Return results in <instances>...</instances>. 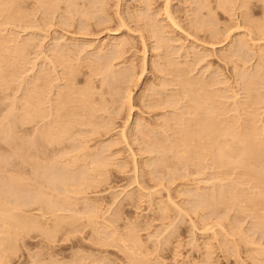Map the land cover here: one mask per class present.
<instances>
[{
  "label": "rangeland",
  "instance_id": "374dc122",
  "mask_svg": "<svg viewBox=\"0 0 264 264\" xmlns=\"http://www.w3.org/2000/svg\"><path fill=\"white\" fill-rule=\"evenodd\" d=\"M10 1L0 0V264H264V212L249 200L262 196V185L240 165L224 171L210 153L181 157L192 101L172 71L178 64L184 78L219 92L223 125H252L259 147L264 0ZM67 85L81 91L69 97L78 106L69 120L62 113L70 105L60 103ZM46 128L62 140L49 155ZM45 158L52 177L66 184L75 176V191L70 180L47 191ZM18 197L58 200L64 222L53 221L50 233L25 231Z\"/></svg>",
  "mask_w": 264,
  "mask_h": 264
},
{
  "label": "bare ground",
  "instance_id": "6f19581e",
  "mask_svg": "<svg viewBox=\"0 0 264 264\" xmlns=\"http://www.w3.org/2000/svg\"><path fill=\"white\" fill-rule=\"evenodd\" d=\"M12 1V0H11ZM10 1V2H11ZM17 1V0H16ZM221 2L222 1H224V3L226 2V0H220ZM13 2H14V0H13ZM231 3V2H230ZM226 4H228V3H226ZM11 5H13V4H11ZM222 5H224V4H222ZM14 6V5H13ZM227 7V6H226ZM155 24V23H154ZM156 27H157V25H156ZM158 32H160V31H158ZM161 38V37H160ZM116 45V44H115ZM121 46V45H120ZM231 55V54H230ZM229 56V55H228ZM232 56V55H231ZM234 56V55H233ZM237 58H238V56H237ZM240 58V57H239ZM238 58V59H239ZM111 59V58H110ZM233 59V58H232ZM113 60H114V58H113ZM243 60V59H242ZM111 61V60H110ZM171 61V60H170ZM113 62V61H112ZM112 62H110L111 63V65H112V67H115V66H113V63ZM176 63V62H175ZM115 64V63H114ZM174 64V63H173ZM173 64H171V66L173 65ZM178 64H174L173 65V67L175 68L174 70H172V71H175V73L174 74H176V76L177 77H179V79H180V82H181V84H182V89L180 90V94L181 95H183V94H188V95H191V100L190 101H192V103H190V104H188L187 103V105H188V110H189V112H190V114H192V120H193V122H191L190 123V125H189V127L187 128L186 127V129H182L181 130V133H179V134H182V136H181V138H179L180 139V142H179V145L181 144V146H182V148H181V150H180V154H182V158H183V156H189V157H193L192 159H194L195 158V161H193V162H196V158L197 159H199L201 156H205V154L206 153H210L211 155H213L212 156V161L215 163V162H217L218 164H220L221 165V167H222V169H223V167H224V169L226 170V169H228V168H232V167H236V166H238V165H240L241 166V168L243 167V171H242V174H243V176H247V177H249V178H252V179H250L251 181L253 180V182L255 181H257V183H259V186H261L262 185V191H261V193H262V196H261V194H260V196L259 197H250L249 198V200L253 203V205H254V207L256 206V209L258 210V208H260L261 209V212H264V192H263V190H264V143H263V141H261L262 142V144H261V142L260 143H258V144H260V145H258L259 147H257V143H256V138H257V142H258V138L259 137H256L255 136V134L254 133H252L251 132V130H252V125H251V127L250 126H247L246 125V127L247 128H243V130H240L241 129V124H240V129L239 128H235L236 126H234L235 124H232L233 122V120L231 121L232 123H230L229 124V126H228V124L225 126V125H223V124H226V123H224L225 121L224 120H220V115H221V113H220V115L218 116L217 115V112H218V109L219 108H221L222 109V107H221V104H220V102L219 101H217V98H216V96H215V94H217V93H219V92H215V94H213L212 92H210V90L208 91L207 90V87H206V84L205 83H203V81H200L199 79L198 80H196L197 78H195V80L194 79H186V78H184L183 77V75L181 74L182 72H180V69L178 70L177 68H180L179 66H177ZM170 66V68H172ZM183 67V66H182ZM110 68V67H109ZM109 68H108V70H109ZM184 68H185V66H184ZM113 69V68H112ZM111 68H110V71L112 70ZM173 69V68H172ZM169 70V69H168ZM182 70H184V69H182ZM107 72V71H106ZM169 72V71H168ZM108 73H109V71H108ZM111 73H113V72H110L109 74H111ZM117 73V72H116ZM172 73V72H171ZM114 74V73H113ZM118 74H119V72H118ZM115 75V74H114ZM182 75V76H181ZM185 75V74H184ZM174 76V75H173ZM72 77V76H71ZM73 78V77H72ZM131 78H132V76H131ZM173 78V77H172ZM175 78V77H174ZM70 81V80H69ZM75 81V80H74ZM129 81V80H128ZM178 81V80H177ZM174 82H176V81H174ZM68 83V82H67ZM70 83V82H69ZM68 83V84H69ZM73 83V82H72ZM72 83H71V85H72ZM112 84H114V83H112ZM111 84V85H112ZM74 85V84H73ZM115 85V84H114ZM68 86V85H67ZM67 86H65V87H67ZM118 86V85H117ZM71 87H73V86H68V91H66V93L62 96V98H61V101H60V103H62L61 105H63V106H61V108L63 107V109H65V105L66 104H69L70 105V103L69 102H71V103H73L72 101L74 100V98H73V100L71 101V100H69V97L75 92L74 90H75V88L77 87V86H75V88H74V90H73V88H71ZM112 87V86H111ZM113 88V87H112ZM65 89V88H64ZM66 89V90H67ZM78 89V88H77ZM77 91V90H76ZM77 92H79V91H77ZM81 92V91H80ZM79 92V93H80ZM178 92V91H177ZM79 93H74V94H79ZM73 94V95H74ZM111 94H112V92H111ZM130 94V93H129ZM220 94V93H219ZM72 95V96H73ZM75 95V96H76ZM84 95V94H83ZM82 95V96H83ZM176 95V94H175ZM179 95V94H178ZM187 95V96H188ZM79 96H81L80 94H79ZM78 96V97H79ZM186 96V97H187ZM130 97H131V94H130ZM184 97V96H183ZM182 97V98H183ZM70 98H72V97H70ZM181 98V99H182ZM188 98H190V97H188ZM188 98H186V99H188ZM79 99H80V97H79ZM82 99V98H81ZM184 99V98H183ZM75 100H76V97H75ZM179 100V99H178ZM79 102H81V101H79ZM78 102V103H79ZM86 102V101H85ZM169 102V101H168ZM59 103V104H60ZM77 103V105H79V106H81V105H84V104H82L83 103V99H82V103H79L78 104ZM73 104H75L76 105V103H75V101H74V103ZM171 104H173V102L171 103ZM170 104V106H172ZM164 105V104H163ZM167 105V104H166ZM177 105V104H176ZM186 105V106H187ZM252 105H254V104H252ZM85 106V105H84ZM90 106L91 105H89V107L88 108H90ZM224 106V105H223ZM74 107H78V106H73L72 107V105H70V107L69 108H66L64 111H63V115H64V117H66V118H68L67 120H69V119H71L70 117H74V115H75V112H76V110H74ZM81 107H83V106H81ZM153 107V106H152ZM151 107V108H152ZM165 107V106H164ZM171 108V107H170ZM225 108V107H224ZM223 108V109H224ZM77 109V108H76ZM85 110L87 109V108H84ZM92 108H90V110H91ZM79 110V109H78ZM80 110H82L81 108H80ZM101 110V109H100ZM45 112H47V111H45ZM79 112V111H78ZM81 112V111H80ZM79 112V113H80ZM83 112V111H82ZM81 112V113H82ZM188 112V111H187ZM219 112H220V110H219ZM52 113V112H51ZM50 113V114H51ZM77 113V112H76ZM85 114H86V112H85ZM82 115H84L83 113H82ZM49 114L48 115H42V119H44L45 121L48 119L49 120ZM76 116H77V114H76ZM75 116V117H76ZM79 116V115H78ZM81 116V115H80ZM102 116V115H101ZM86 118V117H88V116H81V118ZM190 117V116H189ZM65 118V119H66ZM77 119H78V117H76ZM82 118V119H83ZM84 118V119H85ZM53 119V118H52ZM51 119V120H52ZM75 119V118H74ZM81 119V121H83ZM230 119V118H229ZM56 120V119H55ZM80 120V117H79V119H78V121ZM190 120V119H189ZM188 120V121H189ZM71 121V120H70ZM80 121V122H81ZM191 121V120H190ZM228 121V120H227ZM47 122V121H46ZM50 122H52V121H49V123ZM75 122H77V120L75 121ZM174 122H175V120H174ZM49 123H46V125L47 124H49ZM67 123V122H66ZM65 123V124H66ZM69 123H71V122H69ZM229 123V122H228ZM250 123V122H249ZM44 124V123H43ZM88 123H86V125H87ZM170 125H171V123H169ZM168 124V125H169ZM189 124V123H188ZM223 125V128H221L222 127V125ZM246 124H248V123H246ZM252 124V123H251ZM45 125V126H46ZM58 125V124H57ZM64 125V124H63ZM82 125H83V123H82ZM93 125H95V124H93ZM172 125H173V123H172ZM171 125V126H172ZM238 125V124H237ZM255 125V124H254ZM49 126H51V124H49L48 125V128H49ZM56 126V125H55ZM103 126V125H102ZM102 126H100V127H102ZM228 126V127H227ZM225 127H227V128H225ZM239 127V126H238ZM50 128H52V127H50ZM54 128V127H53ZM62 128H64L65 130H66V128H65V126H62ZM98 128V127H97ZM96 128V130H98V129H100V128H98L97 129ZM108 128V127H107ZM68 129V128H67ZM105 129V128H104ZM245 129V130H244ZM253 129H254V127H253ZM56 129H48L47 130V128L45 129V131H44V133L43 134H45L44 135V144H42V146L44 145V154L45 155H47L46 154V152L48 151V149L50 150L51 149V147H52V145H53V147H55L54 146V144L56 145V149L58 148L57 147V145H58V142L60 143V141L62 142V140H60V141H57L56 140V131H55ZM95 130V129H94ZM93 130V131H94ZM248 130V131H247ZM51 131H55L56 133H54V132H51ZM57 131H59V129H58V127H57ZM253 131V130H252ZM60 132V131H59ZM62 132H63V130H62ZM98 132V131H97ZM179 132H180V130H179ZM255 132H256V130H255ZM64 133H66L65 131H64ZM83 133H85V132H83ZM228 133V135L230 136V137H232V140H227V139H224V136L223 135H226ZM60 134V133H59ZM63 134V133H62ZM258 134V133H257ZM61 135V134H60ZM41 136H42V134H41ZM40 136V137H41ZM221 136H223L222 138V140L220 139L221 138ZM43 137V136H42ZM88 137V136H87ZM226 137V136H225ZM57 138H58V140H59V137H58V135H57ZM85 139H87V138H85ZM176 140H178V139H176ZM261 140V139H260ZM85 141V140H84ZM157 141V140H156ZM42 142H43V140H42ZM86 142V141H85ZM149 144H150V142H148ZM155 143V144H154ZM153 143V145H154V147H156L157 149H158V147L160 148V146L162 147V145H160V144H158L157 142H154ZM226 143H228L227 144V146L226 145H224V144H226ZM240 143H242V145L240 144ZM84 144V143H83ZM86 144V143H85ZM51 146V147H50ZM151 146V145H150ZM222 146H223V148H222ZM153 146H152V148H154ZM186 147V148H185ZM166 148V147H165ZM165 148L163 147V149L165 150ZM53 149V148H52ZM162 149V148H161ZM58 150H60V149H58ZM58 150H56V152L58 151ZM154 150V149H153ZM159 150V149H158ZM166 151V150H165ZM41 152H42V150H41ZM161 152V151H160ZM167 152V151H166ZM162 153V152H161ZM163 154H165V153H163ZM179 154V155H180ZM42 155V154H41ZM49 155V154H48ZM91 155V154H90ZM42 157V156H41ZM45 157V156H44ZM48 157V156H47ZM180 157V158H181ZM43 158V157H42ZM82 158H84L85 159V157H82ZM162 158V157H161ZM179 158V159H180ZM181 158V159H182ZM185 158V157H184ZM201 158H203V157H201ZM200 158V159H201ZM49 159H50V156H49ZM49 159H46L45 158V160L44 159H42L41 161L43 162V160H44V169H42V170H44L45 171V175H44V177H45V179H46V182H44L45 184H46V189H47V191H49V189H48V186H50V185H52V184H54V182H56L57 181V183H59L58 181L60 180V182H61V180H64L65 181V178L63 179V178H61V176L62 177H64V172H63V175L61 174L60 175V178L61 179H59V177H57V176H59V175H57V176H55V177H52L53 176V174H49V171H51V169L53 170L54 168L53 167H50V166H52L50 163H49ZM158 160H160V159H158ZM188 160V159H187ZM202 160V159H201ZM83 161V160H82ZM86 161V160H85ZM94 161V160H93ZM92 161V163H94ZM95 161H96V159H95ZM99 161V160H98ZM98 161H97V163H98ZM157 161V160H156ZM161 161V160H160ZM165 160H163V162H164ZM181 161V160H180ZM185 161H186V158H185ZM189 161V160H188ZM199 161V160H198ZM183 162V161H182ZM190 162H192V161H190ZM192 162V163H193ZM160 163V162H159ZM198 163V162H197ZM200 163V162H199ZM202 163V162H201ZM42 165H43V163H41ZM72 164H76V162L75 161H72ZM158 164V163H157ZM53 165H55V164H53ZM95 165H97L96 163H95ZM55 167V166H54ZM216 167V166H215ZM217 167H219V166H217ZM220 167V168H221ZM228 167V168H227ZM239 167V166H238ZM59 168V167H58ZM98 168V167H97ZM95 169H96V167H95ZM216 169V168H215ZM223 169V170H224ZM233 169V168H232ZM235 169V168H234ZM57 170V169H56ZM65 170H67V168L65 169ZM75 170V169H74ZM86 170V169H85ZM222 170V171H223ZM224 170V171H225ZM67 171H69V170H67ZM71 171V170H70ZM84 171V170H83ZM87 171V170H86ZM229 171H230V169H229ZM234 171V170H233ZM241 171V170H240ZM53 172H54V170H53ZM43 173V172H42ZM52 173V172H51ZM55 173V172H54ZM58 173V172H57ZM60 173H61V171H60ZM60 173H58V174H60ZM85 173V172H84ZM226 173V172H225ZM228 173V172H227ZM83 173L81 172V175H82ZM86 174V173H85ZM217 174V173H216ZM224 174V173H223ZM67 175V172L65 173V177L67 178L68 176H66ZM68 175H70V174H68ZM72 175H74L73 173H72ZM82 176H85V175H82ZM222 176H224V175H222ZM241 176V175H240ZM242 176V177H243ZM81 177V176H80ZM220 177V176H219ZM78 178V177H77ZM238 178H240V177H238ZM245 178V177H244ZM73 180V179H75V176L73 177V176H70V178H69V180ZM83 179H84V177H83ZM82 179V180H83ZM68 180V179H67ZM68 180V181H69ZM70 180V182L72 183V181ZM77 179H75V181H76ZM79 180V179H78ZM81 180V179H80ZM247 180H248V178H247ZM249 180V181H250ZM44 181V180H43ZM68 181L66 182V184H65V182H61L62 183V185H67V183H68ZM74 180H73V182H75ZM251 181H250V184H251ZM78 182V181H77ZM254 182V183H255ZM44 183H41V184H44ZM61 183H60V185H61ZM253 183V184H254ZM45 184H44V186H45ZM72 184H73V186H72ZM70 186H69V189H70V187L72 186L73 188L72 189H68L67 188V190H69V191H75V188H74V183H72ZM76 184V183H75ZM79 184V183H78ZM80 184H81V181H80ZM261 184V185H260ZM56 185V184H55ZM55 185L54 186H51L52 188L53 187H55ZM58 185V184H57ZM59 185V186H60ZM41 186V185H40ZM44 186H41V188H43ZM80 186V185H79ZM258 186V185H257ZM77 187H78V185H77ZM76 187V188H77ZM255 187H256V185H255ZM56 188H57V186H56ZM59 188V187H58ZM58 188H57V192H59L58 191ZM259 188V187H258ZM45 189V188H44ZM44 189H41V190H43L44 191ZM55 189V188H54ZM78 189V188H77ZM76 189V190H77ZM51 190H53V189H51ZM50 190V191H51ZM227 190H229V189H227ZM46 191V190H45ZM45 191L43 192V193H45ZM47 191H46V193H47ZM53 191H56V189L55 190H53ZM52 191V192H53ZM237 191V190H236ZM232 192V191H231ZM258 192H260V191H258ZM40 193V192H39ZM38 193V194H39ZM42 193V192H41ZM49 193V192H48ZM63 193V192H62ZM233 193H236V192H233ZM247 193V192H246ZM250 193V192H249ZM37 194V193H36ZM35 194V195H36ZM58 194V193H57ZM219 194V193H218ZM217 194V195H218ZM228 194V193H227ZM226 194V195H227ZM229 194H231V193H229ZM237 194V193H236ZM245 194V193H244ZM40 195V194H39ZM42 195V194H41ZM49 195H52L51 194V192H50V194H48V196ZM216 195V196H217ZM225 195V196H226ZM239 195V194H238ZM242 195V194H241ZM240 195V196H241ZM254 195V194H253ZM257 195V194H256ZM47 196V197H48ZM207 196V195H206ZM215 196V195H214ZM222 196V195H221ZM248 196V195H247ZM246 196V197H247ZM33 197V196H32ZM41 197V196H40ZM43 197V196H42ZM44 197H46V194H44ZM44 197H43V199H44ZM46 197V198H47ZM51 197V196H50ZM49 197V198H50ZM54 197V196H53ZM209 197H211V199H209V200H211V202H212V196H209ZM219 197H220V195H219ZM231 198L230 199H234V201H236L237 202V196L236 195H231L230 196ZM249 197V196H248ZM247 197V198H248ZM19 199V203H18V205H15L14 207L16 208V209H19L20 210V212H19V210H18V212L19 213H21L22 214V218L24 219L23 221H22V223H26L27 222V224H28V226L26 227L27 228V230H25V231H28V228H30L31 226L32 227H36L37 228V226H39V228L40 229H43L42 227H45V228H47V229H49L50 228V226H51V223L53 222V221H55L56 219H58L59 217H62V218H65L64 216L65 215H60L59 213H58V211H61L62 209H64V208H61L60 207V205H58L59 203H57L58 202V200H57V202L55 201V200H53L56 204H53V203H45V199L43 200L42 199V201H43V203L41 202V198H40V202L41 203H39V202H36V199L35 198H38V201H39V197L37 196H35V198H32V199H35V200H29V202L27 203V200H25V197H23V199H24V202L26 201V203H21L20 202V199L22 198H20V197H18ZM217 198V197H216ZM224 198V197H223ZM222 198V199H223ZM227 198H229V197H227ZM227 198H226V200H227ZM238 198H239V196H238ZM243 198V197H242ZM30 199H31V197H30ZM51 199V198H50ZM49 199V201H51ZM53 199V198H52ZM214 199V198H213ZM240 199V198H239ZM2 200V199H1ZM4 200V199H3ZM17 200V201H18ZM208 200V202H210ZM219 200H221V197H220V199ZM218 200V201H219ZM11 201V200H10ZM13 201V200H12ZM15 201H16V199L14 200V203H15ZM52 201V202H53ZM206 201V200H205ZM229 201V200H228ZM203 202V201H202ZM222 202V201H221ZM220 202V203H221ZM247 202H249V201H247ZM251 202H250V205H251ZM9 203V202H8ZM7 203V204H8ZM12 203V202H11ZM14 203H12V205L14 204ZM204 203V202H203ZM207 203V202H206ZM218 203V202H217ZM216 203V204H217ZM243 203H244V201H243ZM243 203H241V206H242V204ZM6 204V203H5ZM229 204V203H228ZM240 204V203H239ZM0 205H2V204H0ZM233 205V204H232ZM236 205V204H235ZM244 205V204H243ZM252 205V206H253ZM238 206H240V205H238ZM258 206V207H257ZM14 207H11L12 209H15ZM4 209H5V207H3ZM7 208V207H6ZM8 208H10V207H8ZM249 208V207H248ZM251 208V207H250ZM2 209V208H1ZM3 209V210H4ZM15 209V210H16ZM239 209H242V208H239ZM6 210V209H5ZM8 210V209H7ZM65 210V209H64ZM251 210V209H250ZM63 211V210H62ZM17 212V213H18ZM256 212V211H255ZM16 213V214H17ZM253 214H254V212H253ZM9 215H11V214H9ZM256 215V214H255ZM259 215H261V214H259ZM7 217V219L6 220H8V219H10L11 217L9 216V218H8V215L6 216ZM20 216H18V219L20 220V218H19ZM257 217V216H256ZM62 218H59V220H57V221H60L59 223L60 224H58L59 226L64 222L63 220L64 219H62ZM17 219V218H16ZM5 220V221H6ZM11 221V220H10ZM8 222V223H11V222ZM25 221V222H24ZM62 222V223H61ZM7 223V222H6ZM18 223V222H17ZM20 223V222H19ZM21 223V224H22ZM55 223V222H54ZM262 223H263V225H264V214H262ZM3 225V224H2ZM67 225V224H66ZM20 226V225H19ZM22 226V225H21ZM41 226V227H40ZM261 226V225H260ZM15 227V226H14ZM263 227V226H262ZM51 228H52V226H51ZM50 228V229H51ZM22 229H25V227L23 226V228ZM50 229L48 230V232L50 231ZM37 230V229H36ZM69 230H71L70 229V227H69ZM72 230H73V228H72ZM31 231H32V228H31ZM30 231V232H31ZM45 232H46V229L44 230ZM66 231H67V228H66ZM73 231H75V230H73ZM8 232H9V230H8ZM29 232V231H28ZM29 232V233H30ZM47 232V233H48ZM69 232V231H68ZM68 232H65L66 234L68 233ZM10 233V232H9ZM50 233V232H49ZM71 233V232H70ZM11 234H13V233H11ZM48 235V234H47ZM8 238L10 237V236H7ZM18 237V236H17ZM11 239H13V238H10V240ZM16 239H19V237L18 238H16ZM6 240H7V238H6ZM13 240H15V239H13ZM12 240V241H13ZM11 243V242H10ZM9 243V244H10ZM13 245V244H12ZM76 247V246H75ZM11 248V247H10ZM15 248V247H14ZM7 249V248H6ZM5 249V250H6ZM8 249H9V247H8ZM10 250V249H9ZM8 250V251H9ZM0 251H1V249H0ZM7 251V252H8ZM12 251V250H11ZM62 252H63V250H61ZM3 252V251H2ZM1 252V253H2ZM13 252V251H12ZM61 252V253H62ZM6 252H3V254H5ZM57 253H59V252H57ZM6 254H8V253H6ZM60 254V253H59ZM62 255V254H61ZM5 256V255H4ZM7 257H8V255H6ZM64 256H66V255H64ZM6 258V257H5ZM62 258V257H61ZM64 258V257H63ZM8 259V258H7ZM144 259H146V258H144ZM63 260V263L64 264H67V263H65L64 262V259H62ZM61 260V261H62ZM7 261V260H6ZM6 261H4V262H6ZM60 261V258H59V260H58V262ZM60 261V264L62 263ZM142 261V260H141ZM144 261V260H143ZM145 262V261H144ZM140 263H142V262H140ZM150 263V262H149ZM145 264V263H144ZM147 264H148V262H147Z\"/></svg>",
  "mask_w": 264,
  "mask_h": 264
}]
</instances>
